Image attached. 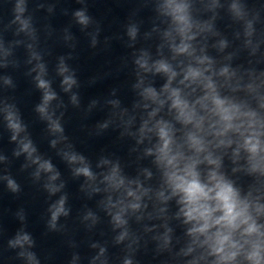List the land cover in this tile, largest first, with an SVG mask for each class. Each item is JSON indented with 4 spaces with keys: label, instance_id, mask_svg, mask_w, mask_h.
I'll return each mask as SVG.
<instances>
[{
    "label": "clouds",
    "instance_id": "obj_1",
    "mask_svg": "<svg viewBox=\"0 0 264 264\" xmlns=\"http://www.w3.org/2000/svg\"><path fill=\"white\" fill-rule=\"evenodd\" d=\"M169 7L172 9L173 14L176 19L181 22H186L187 17L185 14L186 5L183 4H169ZM233 12L240 16L242 14L241 9L238 5L233 4L232 6ZM17 13H22L24 11L23 8V0L16 6ZM75 16L78 22L82 25H86L88 23L89 18L85 15L83 11H77ZM19 19V15L17 16ZM22 27L27 28V22L22 21ZM134 35V30L131 32ZM40 75L37 76L38 87L44 90L43 94V102L42 104L37 106V111L42 115L46 116L50 121V127L54 132H62L58 121L52 120L50 116L47 115V107L51 100L55 99V93L50 90L49 82L42 79L41 76L44 73L43 65L39 66ZM158 71L164 70L168 71V68L164 64H160ZM68 69L63 64H61L59 68V72L63 75L67 72ZM9 83L10 81H5ZM76 81L72 76H65L63 79V84L65 85V91H68ZM146 92L152 96H155V93L152 89H147ZM73 101H75V96L72 97ZM178 105L179 100L175 101ZM7 120L9 122V127L16 133L22 130L20 123L15 118L14 114L9 112L7 115ZM224 119H230V117L225 116ZM160 136L164 140V146L160 149L162 153V159H165L167 165L173 169L172 172L168 174V182L172 188L173 194H180V203L183 205L182 212L186 218L187 222L195 221L199 224L198 227H194L189 230V234L201 233L204 234L207 230L214 225H222L228 231L225 233L220 231L219 229L213 235L208 237L209 240L213 241V248L216 252H224L225 247L230 249H237V244L232 242L231 236L232 232L235 231L241 224L246 225L243 230L242 235L251 236L253 233H258L257 226L254 223H250L251 217L248 215L249 205L247 202L242 201L239 198L238 191L232 186L231 183L224 181L222 178H218L215 173L210 174V181H215V183L210 187L207 184H204L200 181L198 174L195 173L191 166H186L183 169V174H181L178 167V158L177 157H169L167 153L169 140L167 139V132L164 128L160 129ZM15 135L13 139H15ZM248 151L255 156L259 151V142L252 143L251 141L246 142ZM55 145V141H53V146ZM22 151L27 152L31 157L32 153L35 152V149L31 146V142L23 144ZM67 159L69 162H81L83 163V157H78L77 155H67ZM211 163H215V161H210ZM34 163H39V158L37 157ZM40 169L45 172H53V166L48 161H44L39 164ZM256 165H253V169L255 170ZM39 173H37L38 175ZM76 175H83L92 178V173L90 172L87 166H83L77 168L75 170ZM58 173L53 174L50 179L56 180L58 177ZM108 180L114 187H120L123 184V180H116V169H113L112 175L105 178ZM8 187L12 191H17L18 186L14 181H8ZM51 193L57 192L59 189L55 186L48 185L47 186ZM129 195H133L131 192ZM135 199L139 200V197H135ZM65 198L61 197V199L54 204L51 211V219L49 221V228H56V221L61 215L67 216L68 211L64 207ZM132 210H136L140 207L139 203H133L129 205ZM220 212L221 215L212 220L213 213ZM86 219L92 218L95 222L96 218L92 216L91 213L88 214ZM211 221V223H210ZM112 223L116 228H124L127 225V220L124 218L123 210L120 212H116L112 215ZM127 235V231L121 233V235L117 238L119 240H123ZM245 244H250V250L246 252L245 259L248 261V264H264V246L259 242H250L248 240L244 241ZM33 241L29 234L27 233H18L16 238L12 241H9L10 247H20L24 248L25 245L31 247ZM242 247V245L240 246ZM21 256H27V259L30 261V264H34L35 257L31 252H21ZM237 255V251H229L226 255L221 257L222 261H228L235 258ZM125 264H130L129 261H126Z\"/></svg>",
    "mask_w": 264,
    "mask_h": 264
}]
</instances>
